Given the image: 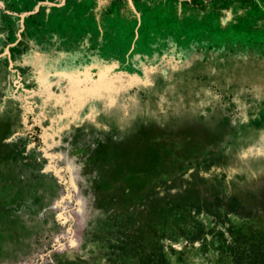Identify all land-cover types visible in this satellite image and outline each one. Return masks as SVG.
Listing matches in <instances>:
<instances>
[{
  "label": "rangeland",
  "instance_id": "374dc122",
  "mask_svg": "<svg viewBox=\"0 0 264 264\" xmlns=\"http://www.w3.org/2000/svg\"><path fill=\"white\" fill-rule=\"evenodd\" d=\"M42 2L0 0V264H157L162 249L169 264H238L229 231L264 239V61L169 52V37L200 32L174 22L171 2L145 0L142 18L116 7L104 26L121 49H166L133 57L126 106L101 92L94 107L60 102L26 28L17 37L16 14ZM211 20L210 36L264 40V23Z\"/></svg>",
  "mask_w": 264,
  "mask_h": 264
},
{
  "label": "crops",
  "instance_id": "0c3cea01",
  "mask_svg": "<svg viewBox=\"0 0 264 264\" xmlns=\"http://www.w3.org/2000/svg\"><path fill=\"white\" fill-rule=\"evenodd\" d=\"M31 1L37 2L38 0ZM42 1L52 4L47 5L42 2V7L40 6L36 11L38 12L36 21L23 23V29L26 28V40L40 60L34 69L44 77V84L61 81L64 86L61 89L60 102L70 101L75 93L88 107L89 105L94 107V105L98 106V103L94 101L96 98L102 101L107 100L105 94L100 97L101 92L108 94L107 97L113 105L126 106L125 93L131 90L133 57L138 60L157 59L166 52V49L165 47L160 50L154 49L150 52L153 54L143 49L132 51V42L128 47L121 49V44H116L113 38L106 40L104 35L111 32L109 28L105 30L104 26L116 18V7L123 9L128 6L133 9L139 19L142 18V10L138 9L137 2L144 6L145 0ZM150 1L151 3L158 2V0ZM160 1L172 3L170 6L177 13L175 23H184L185 17L192 18L194 20L192 29L197 27L196 30L200 32V36L188 39H186V33L174 35L173 38L169 37L168 47L166 46L169 52L198 53L203 50L209 53L218 52L223 56L228 51L238 54V59L242 61H264V40L257 35L235 39L225 36L216 38L210 36L208 32L201 31L204 20L209 17H212L209 23H217L220 29H227L235 23H264V0ZM38 6L39 4L35 8ZM63 10L72 14L68 16V20L66 17L59 18L55 14ZM131 17L135 20L133 15H130ZM95 18L97 19L96 24L86 23L87 20L94 21ZM251 68L257 70V65L253 64ZM48 76L50 79L46 78Z\"/></svg>",
  "mask_w": 264,
  "mask_h": 264
},
{
  "label": "trees",
  "instance_id": "16d2710c",
  "mask_svg": "<svg viewBox=\"0 0 264 264\" xmlns=\"http://www.w3.org/2000/svg\"><path fill=\"white\" fill-rule=\"evenodd\" d=\"M230 212L231 210L226 211L227 215L230 214ZM229 232L231 241L225 240L224 245L228 250L235 253L234 258L238 264H264V239H262L260 234L256 231H252L249 234L243 231L234 232V230ZM201 234V232L198 233L195 237H192L191 240H200ZM110 262L111 264H115L111 260ZM149 263L151 264L153 262L149 261ZM157 264H169L163 249L159 255Z\"/></svg>",
  "mask_w": 264,
  "mask_h": 264
},
{
  "label": "water",
  "instance_id": "95a60500",
  "mask_svg": "<svg viewBox=\"0 0 264 264\" xmlns=\"http://www.w3.org/2000/svg\"><path fill=\"white\" fill-rule=\"evenodd\" d=\"M43 3H44V4H47V5H51V4H52V3H49V2H43ZM37 9H38V7H36L34 11H27V12H23V13L16 14V15H18V16L20 17V19H21V28H20V30H19L18 33H17V37H18V39L21 37V31H22V29H23V27H24L23 20H24L25 17H27L28 15H31L32 13H35V12L37 11ZM11 45H14V43L11 44ZM9 46H10V45H8L7 47H5L4 51L0 54V57H2V56H4V55H9ZM11 64H12V62H11ZM17 82H18V81H17Z\"/></svg>",
  "mask_w": 264,
  "mask_h": 264
}]
</instances>
